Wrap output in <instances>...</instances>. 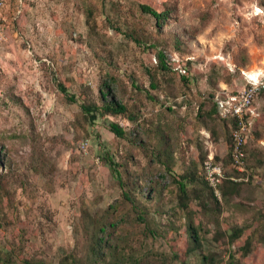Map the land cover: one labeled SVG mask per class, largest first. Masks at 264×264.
<instances>
[{"label": "rangeland", "instance_id": "374dc122", "mask_svg": "<svg viewBox=\"0 0 264 264\" xmlns=\"http://www.w3.org/2000/svg\"><path fill=\"white\" fill-rule=\"evenodd\" d=\"M139 4L169 18L158 29ZM0 30V264L80 258L98 228L107 242L100 264L116 253L125 264H207L208 252L215 264L230 253L236 264H264V93L245 174L230 168L229 123L200 103L222 82L227 93L241 90L247 72L264 70V0H6ZM162 49L167 72L156 65ZM105 84L126 113L89 121L80 106L99 102ZM210 158L225 180L248 184L214 195L220 212L206 211L204 249L188 255L174 178L198 175ZM187 183L212 209L204 186ZM218 227L245 234L223 246Z\"/></svg>", "mask_w": 264, "mask_h": 264}, {"label": "trees", "instance_id": "16d2710c", "mask_svg": "<svg viewBox=\"0 0 264 264\" xmlns=\"http://www.w3.org/2000/svg\"><path fill=\"white\" fill-rule=\"evenodd\" d=\"M139 10L146 15L151 16L154 21H155V27L160 29L164 22L169 18L170 15V10H156L151 6L145 5V4H139L138 5ZM155 59H156V65L159 67V69L163 72L169 71L170 67L168 65L167 61V56L165 50H158L155 54ZM184 73L186 74L185 70ZM188 74L185 76H182V80L186 82L187 84L190 83ZM59 89L61 92L66 96L67 100L69 102H74L75 97L74 96H68L66 94V88L59 84L58 85ZM109 85H104V90L101 89L100 95H99V102H89V103H82L81 104V109L88 118L89 121H94L98 116H104V115H111V116H118V115H124L126 113V107L119 102H117L111 95L109 98V90H108ZM236 91H234L235 93ZM264 93L262 91L260 94ZM221 94V93H220ZM223 95V94H221ZM214 96L215 95H209L205 98H203L202 103H207V102H212V111L215 113L214 116L216 119L220 120L219 117L216 114L215 111V103H214ZM254 104V103H253ZM204 107V105H202ZM200 107V108H202ZM224 122H228V127H229V152H230V131L232 129L233 122L232 120H221ZM109 130L111 133H113L116 137L118 138H124L125 133L122 130V128L119 127L118 124H110L109 125ZM245 152H246V147H245ZM109 160V159H108ZM110 161V160H109ZM215 161V162H214ZM228 161L230 164V155L228 153ZM214 164H219L216 160H213ZM246 163H247V155H246ZM248 167V165H247ZM223 168V167H222ZM115 176L118 178L117 172H115ZM237 176V174H236ZM175 177V176H174ZM175 185L177 187V192H178V208L181 209L187 216V222L185 224V229H184V234L185 238L187 240L186 244V251L185 253L190 255L192 253H195L199 249H204V243L200 241L199 234L202 232L203 229V221L204 219L208 218V213L206 214V211H215V212H220V205L219 201L217 198L214 196L213 191L209 188V186L206 184V182L197 175V171L192 170L188 174H184L182 176H176L174 178ZM187 182L189 183H200L204 188L206 189L207 193V201L211 202L212 204V209H208L207 205L205 204V201L200 202L201 198H199V195L197 197H190V193L188 191L187 187ZM120 184V182H119ZM243 184H248V183H234L231 180H225L223 179L220 186H219V191L225 196L226 189L230 188L232 191L239 190V188ZM126 199H129L128 194L124 192L122 194ZM195 199V200H194ZM194 201H198L199 203L194 205ZM194 205V206H193ZM200 210H199V209ZM192 211H191V210ZM199 211H200V216H199ZM198 215V217L195 218V216ZM201 219V221L199 220ZM215 219V222H217V219ZM213 219V220H214ZM141 221V219H139ZM104 234L103 228H98L96 233H93L92 236V242L89 245V248L87 249V252L78 258L75 256V254H68L65 255V257L58 262V264H100V263H108L104 259V248L106 245V235ZM245 234L243 228H238V227H232V228H227L226 231H222L219 229V227L216 229L214 233V239L215 241H219L223 246L231 247L233 244L240 239L243 235ZM250 247V237H247L246 240L244 241L243 246L241 247V251L243 252V255H246L247 249ZM117 254V259L114 262H109V264H125V261L120 258L119 254ZM202 263H207V264H215L214 261V254L211 252L207 253V256H201ZM22 264H43L42 262H36L33 258H24L22 261ZM136 264V261H135ZM217 264V263H216ZM226 264H236L234 261V255L229 254L228 259L226 261Z\"/></svg>", "mask_w": 264, "mask_h": 264}, {"label": "built area", "instance_id": "2783aa9c", "mask_svg": "<svg viewBox=\"0 0 264 264\" xmlns=\"http://www.w3.org/2000/svg\"><path fill=\"white\" fill-rule=\"evenodd\" d=\"M6 0H0V9L4 8ZM1 35V30H0ZM245 74V86L237 91L214 96L215 111L220 120H232L230 131V168L237 174L247 173L245 147L254 120L258 116L254 109V101L264 91V70L253 78ZM198 176L201 177L215 196L219 195V186L225 179V172L221 165L214 164L210 158L204 161Z\"/></svg>", "mask_w": 264, "mask_h": 264}, {"label": "crops", "instance_id": "0c3cea01", "mask_svg": "<svg viewBox=\"0 0 264 264\" xmlns=\"http://www.w3.org/2000/svg\"><path fill=\"white\" fill-rule=\"evenodd\" d=\"M260 71H261V70H260ZM260 71H259V72H260ZM248 73H250V72H247L246 74H248ZM189 80H190V84H189V85H190L191 87L194 86V84H193V83H194L193 79L189 77ZM245 84H246V83H245ZM225 85H229V84H227V83H225V82H222V83H221V89H222V90H221L220 92H218V94L221 93V94L224 95V94L227 93V92H225V91H227V90H225V89H227V88H225V87H226ZM191 90H192V89H191ZM237 91H239V90H236V92H237ZM229 93H230V92H229ZM218 94H217V95H218ZM254 102H255V101H254ZM200 103H202V102H200ZM212 109H213V108H212ZM212 109H211V110L209 109V112H206V113H207L208 115H209V114L214 115L215 113L212 111ZM219 133H220V131H219ZM207 134H208V133H207ZM221 134H222V135L219 136V137H223V133H222V132H221ZM208 135H211V134L209 133ZM212 137H213V140L215 141L214 136H212ZM217 137H218V135H217ZM218 141H219V139L217 138L216 143H217Z\"/></svg>", "mask_w": 264, "mask_h": 264}, {"label": "bare ground", "instance_id": "6f19581e", "mask_svg": "<svg viewBox=\"0 0 264 264\" xmlns=\"http://www.w3.org/2000/svg\"><path fill=\"white\" fill-rule=\"evenodd\" d=\"M257 75H258V74H257ZM251 77L255 78L256 76H254V74H253V76H251Z\"/></svg>", "mask_w": 264, "mask_h": 264}]
</instances>
